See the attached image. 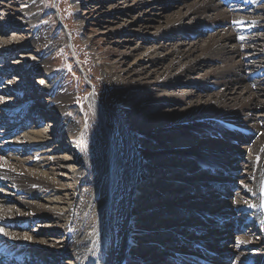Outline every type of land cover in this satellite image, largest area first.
<instances>
[{
  "label": "bare ground",
  "instance_id": "6f19581e",
  "mask_svg": "<svg viewBox=\"0 0 264 264\" xmlns=\"http://www.w3.org/2000/svg\"><path fill=\"white\" fill-rule=\"evenodd\" d=\"M182 1L184 6L186 4L185 11L180 13L177 19L170 21L168 26L159 32L158 38L170 39L172 33L176 32H180L184 38L194 35L196 27H201L204 31L212 30L213 37H210L206 47L200 49L201 55L196 58L192 55L194 49L180 47L182 42L179 43L180 46L168 50L146 52V66H143L146 68V75L149 78L153 76L154 81L168 82L173 77L188 75V72L195 70L197 62L203 59L211 66L215 65V69L211 75L207 74L196 82L194 87L199 89L198 95L194 96L193 93L187 92L176 98L177 102L188 100L187 112L182 122L155 124L147 131L132 132V138L126 132L125 136L128 137L126 143L117 142L116 132L106 122V107L96 98L95 93L94 97L98 102L92 97L86 98L90 113L101 126L108 145L105 191L107 193L99 201H97L99 199L97 195L100 196L99 180H89L87 176L86 164L75 137L76 129L63 122L61 117L63 115L69 120L66 111L60 115L61 108L55 104L53 98L55 82L43 88L44 92L50 94L52 100L47 107L38 106L36 99L24 95V85H13L8 81L4 83L3 89L7 88V91H4L7 98L2 104L6 115L0 117V208L4 209L6 200L14 201L16 207L6 208L8 215L0 209V228L7 233L6 236L0 234V264H25L24 258L33 259L40 256L50 257L52 260L49 264H126L134 258L141 259L149 248L152 250L163 246L162 244L169 239V236L162 232L164 226L162 231L148 234L147 238L141 241V243L149 241L151 247L147 249L138 245L131 252L128 250L129 243L135 237L131 235H137L141 231L134 229L132 224L137 207L141 208L140 212H144V215H148L154 206L142 201L145 197L152 198L155 193L162 192L165 184L158 181L151 184L154 186L153 189H146L144 192L139 189L141 193H138L140 191L136 187L140 180L146 179L147 174L153 172L152 167L145 166L146 163L142 171L139 167L140 158L146 161V153H150L139 146L137 139L140 135H145L149 141L156 142L157 150L153 152L154 154L176 152L179 156L176 163L181 167V175L186 173L187 169L180 165L184 157H192L195 169L199 166L203 167L204 171L207 169L226 171L232 168L228 156L233 155L236 158L247 150L251 171L246 173L244 167L242 171L243 176L246 175L250 181L238 183L245 194L239 192L235 194L226 190V186L222 188L219 185L220 190L217 189L219 200L213 199L212 194L211 196L206 194L205 186L210 184V179L204 175V178L197 180L203 188L202 195L182 194L173 201L166 199L167 201H163L158 208L179 209L177 206L179 202L187 199L193 201L190 199L194 198L202 200L201 207L194 209L192 216L174 223L178 229L184 225L186 229H191L216 212L229 214L231 217L234 213L232 208L235 206L241 219L252 220L257 233L238 237L239 241H245L248 247L253 249L242 252L239 261L236 262L235 259L232 264H264V233L260 232L264 217L262 212L259 215L258 201L263 181L260 177L264 176V100H262L264 46L259 52H248L254 50L261 39L258 31L264 28V0H240L233 8H226L220 0H193L190 4ZM243 8L246 10L252 8L256 15L254 16L252 11H243ZM35 10L34 1L25 14L28 28L33 31L25 43L36 45L38 51L46 54L53 46L52 39L41 33L43 28L38 31L36 23L38 13ZM187 18H196L197 21L186 25L184 20ZM236 21L241 23H234ZM25 43L0 45V58L7 54L15 55L14 52L23 48ZM165 56H169V59L162 71L148 70L158 65L157 61H164ZM213 56L217 59H213ZM74 60L78 61L75 56ZM21 63L23 65L19 68L22 71L34 72L45 69L46 72H53L47 58L33 60L23 57ZM1 80L3 76L0 69ZM190 81L186 83L191 84ZM163 92L166 93L165 90ZM235 95L237 97L233 98ZM167 98L174 102V97ZM200 99L205 100L201 102ZM29 107L34 109V113L25 116L29 117L30 121L17 126L13 122L14 119ZM45 110L52 116L53 123ZM99 113L102 117H99ZM101 119L105 121L106 131L100 123ZM181 125H185L186 132H179ZM243 130L246 135L239 137L238 132H244ZM247 132L254 134L249 136ZM178 135L182 136V140L180 148L175 149L171 141ZM52 140L62 143L60 146H53ZM227 140L230 142L226 143ZM240 140L245 144L237 147L235 143ZM249 142L252 143L251 146L247 145ZM60 149L66 156L55 160L54 153ZM229 172L228 170L226 174ZM59 173L68 175L70 180L61 183ZM181 188L185 190L186 187ZM210 203L213 205H209ZM91 214L94 216L92 221ZM162 217L166 218L167 215L163 214ZM46 219L52 224H44L43 221ZM238 224L240 222H236V225ZM44 229L60 230L67 234L64 246L59 249L55 247V242H49L39 236L38 232ZM202 230L204 236L194 235L192 229L190 232L193 240L197 241L195 243L202 244L201 249L196 252L183 244L177 246L175 249L179 252L168 253V256L174 259L171 260L172 264H221L226 255H229L231 244L228 238L234 235L226 223L211 225L209 229L207 227ZM178 253L184 257L179 258ZM54 256L56 260L53 259ZM149 264L171 262L162 263L161 260L151 259Z\"/></svg>",
  "mask_w": 264,
  "mask_h": 264
},
{
  "label": "rangeland",
  "instance_id": "374dc122",
  "mask_svg": "<svg viewBox=\"0 0 264 264\" xmlns=\"http://www.w3.org/2000/svg\"><path fill=\"white\" fill-rule=\"evenodd\" d=\"M34 1L35 11L38 13L36 17L38 31L43 28L41 33L52 39L51 44L53 46L46 54L38 51L36 45L25 43L31 37L30 33L33 32L28 28L25 14L30 10ZM192 1L185 0L189 4ZM220 1L226 8H233L238 5V2L240 3L239 0H229L227 3L224 0ZM185 9L186 4L184 6L182 0H0V45H11L15 42L25 43L23 48H19L14 52L15 55L7 54L0 58V69L3 76V80L0 81V117L6 115L5 110L2 108L3 100L7 98L4 92L7 91V88L3 89L6 81L13 85H24V95L36 99L37 105L40 107H47L52 101L50 94L44 92L43 88L55 82L53 84L55 104L61 108L62 113L60 115L66 111L69 120H66V115H63L61 116L63 122L74 126L76 129L75 137L78 140L86 164L87 176L89 180H99L100 193L98 192V194L100 196L97 195L99 198L97 201L101 200L107 193L105 191L107 188L106 161L108 159L106 155L108 145H106L105 134L101 126L95 122L87 106L86 96L89 94L90 88L85 83L74 56L92 83L96 98L106 107V122L116 132L118 143L127 142L126 132L132 138V132L137 130L147 131L155 124L165 125L174 121L182 122L185 118L184 114L187 112L188 100L177 102L176 98L187 92L193 93L194 96L198 95L199 89L194 87L196 82L207 74L211 75L215 65L211 66L209 62H205L203 59L201 62H197L195 70L191 73L188 72V75L173 77L168 82L154 81L153 76L149 78L146 75V68H143V66H146V52L168 50L180 46L179 43L181 42L183 44L180 47L194 49L192 54L194 58L201 55L200 49L206 47L210 42V37H213L211 35L212 30L204 31L201 27H196L193 31L194 35H188L184 38L180 32L172 33L170 39H160L157 36L160 31L168 26L167 24L170 21L177 19ZM242 10L245 12L252 11V14L256 15L252 8L248 10L243 8ZM196 21V18L184 20L186 25ZM159 27L161 28L159 29ZM258 35L261 36L260 41L258 40L254 50L248 52H259L264 46V28L258 31ZM23 57L33 60L41 57L49 59L53 72H46L45 69H38L34 72L22 71L19 67L23 65L21 63ZM168 57L165 56L164 61H157L158 65L152 66L148 70L152 69L150 72H153V69L162 71L168 63ZM213 59L217 58L213 56ZM188 80H191V84L186 83ZM164 90L166 93L163 92ZM167 96L174 97V102L170 101ZM235 97L237 95L233 98ZM263 98L262 100H264ZM205 99H200V101L204 102ZM44 112L48 114L47 117H50V121L53 123L50 113L47 110ZM29 113H34V109L27 108L13 122L17 126L29 122V117H25ZM178 130L179 132H186L184 131L185 125H181ZM238 134L239 137L246 135L245 131L238 132ZM247 134L250 136L254 132H247ZM137 140L140 147L150 152L146 153V161L140 158L138 161L139 167L141 171L145 166L152 167L153 172L147 174L146 179L140 180L136 188L144 192L146 189H153L154 186L151 184L158 181L165 184L164 189L160 192L161 194L157 192L152 198L145 197L142 201V203L154 206L148 215H144V212H140L141 208L137 207V213L133 215L132 224L134 229H140L141 231L137 235H131L135 237L129 243L128 250L131 252L138 245L147 249L151 247L152 244L149 241L144 243H141V241L147 238L148 234L162 231L163 226L164 230L162 232L164 235L169 236V239L157 249L151 250L149 248L141 259L134 258L127 261L126 264H149L151 259L161 260L162 263L164 261L171 262L172 264L171 260L174 259L169 257L168 253L179 252L175 248L182 244L191 251L193 249L196 252L199 251L201 247L199 249L196 247L198 245L202 246V244L195 243L197 241L190 236L191 229L195 233L194 235L204 236L202 229L207 227L209 229L211 225L218 224L217 219H221V216H225L226 219L229 218L220 223H226L229 230L232 229L234 235L228 238L231 249L228 251L229 255H226V258L227 256L232 257L227 260L224 258L221 264H232L235 259L237 262L242 252L253 249L248 247L245 241H239L238 237L245 234L255 235L257 233L256 227L252 220L248 219L245 220L247 222L244 223V230L235 233L238 231L235 226L242 225L241 223L236 225V221H244L238 213L236 214V221H234L233 215L229 217V214L221 215V213L216 212L203 221L201 223L203 225H195L191 229H186L187 227L184 225L178 229L179 227H175L174 223L192 216V211L202 205V200L194 198L190 199L193 201L187 199L179 202L177 206L180 207V210L171 207L167 209L158 208L163 201H173L182 194L186 196L202 195L203 188L197 180L201 177L204 178V175L208 180L210 179V184L205 186L206 194L208 196L212 194L213 199L219 200V196H217L219 185L222 188L226 186V190L235 194H238V192L242 195L245 194L244 189H241L238 183L239 181L246 183L249 180L246 175L243 176L242 171V167L245 168L246 173L251 171V166L247 160V150L240 153L236 158L233 155L228 156V161H231L232 168L235 169H228L229 174H226L228 170L225 167L226 171L217 169L204 171V168L199 166L195 169L194 160L191 156H187L180 163V165L187 168L186 173L184 172L181 175V167L176 163L179 159L176 152L154 154L153 152L157 150L155 141H149L145 135L138 136ZM181 140L182 136L178 135L171 141V144L175 145V149L180 148ZM229 142V140L226 141V143ZM51 143L53 146H60L62 141L52 140ZM63 143L65 144L64 140ZM235 144L240 147L245 142L240 140ZM247 145L251 146L252 143L249 142ZM54 154L55 160H59L58 157L66 156L62 149ZM150 154L153 155L149 156ZM144 163H146L145 166ZM145 173L149 172L145 171ZM58 177L61 183H67L70 180L68 175L63 173H59ZM260 179L263 178L260 177ZM232 181L236 182V186L238 185L237 191V188L235 190L231 189L233 185L229 183H232ZM181 186L183 189L186 187L185 190H182ZM178 187L181 189L172 191ZM141 191L138 193H141ZM162 197H165V199ZM209 205L212 206L213 203ZM3 207L4 209L0 208L1 211L8 215L5 209L15 208L16 203L12 200H6ZM163 214L167 217H162ZM90 217L92 221L93 214ZM231 222H233V225H231ZM43 223L52 224L49 219L44 220ZM38 233L39 236L49 242H55V247L59 249L67 241V234L60 230L44 229ZM178 254L179 258L184 257L181 253ZM55 258L54 256L53 259ZM51 260L50 257L44 256L34 257L33 259L24 258L25 264H49Z\"/></svg>",
  "mask_w": 264,
  "mask_h": 264
},
{
  "label": "water",
  "instance_id": "95a60500",
  "mask_svg": "<svg viewBox=\"0 0 264 264\" xmlns=\"http://www.w3.org/2000/svg\"><path fill=\"white\" fill-rule=\"evenodd\" d=\"M60 24H61V22H60ZM61 25H62V24H61ZM76 62H77V66L80 68V71H81V73H82V76H83V78H84L85 83H86V84L89 86V88H90V92H89V94L86 96V98L89 96V97H92V98L94 99L95 102H98L97 99L94 97V90H93V87H92L91 82H90L89 79L86 77L85 72H84V70H82V67L79 65L78 61H76ZM99 114H100L99 117H102V114H101V113H99ZM100 123H101L103 129L106 131V126H105V121H104V119H101V120H100Z\"/></svg>",
  "mask_w": 264,
  "mask_h": 264
},
{
  "label": "snow or ice",
  "instance_id": "6c2138e0",
  "mask_svg": "<svg viewBox=\"0 0 264 264\" xmlns=\"http://www.w3.org/2000/svg\"><path fill=\"white\" fill-rule=\"evenodd\" d=\"M234 23H241V22L240 21H236ZM240 39H244V38L243 37H240ZM0 234L5 235V236L7 235V233L4 232L3 228H0Z\"/></svg>",
  "mask_w": 264,
  "mask_h": 264
}]
</instances>
